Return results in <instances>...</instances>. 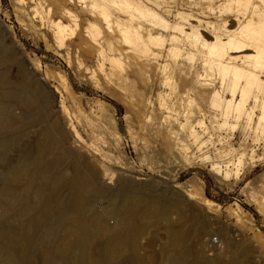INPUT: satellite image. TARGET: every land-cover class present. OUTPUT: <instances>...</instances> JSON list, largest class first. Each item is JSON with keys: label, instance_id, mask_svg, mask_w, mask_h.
Wrapping results in <instances>:
<instances>
[{"label": "rangeland", "instance_id": "374dc122", "mask_svg": "<svg viewBox=\"0 0 264 264\" xmlns=\"http://www.w3.org/2000/svg\"><path fill=\"white\" fill-rule=\"evenodd\" d=\"M25 6L24 0H0V30L19 58L0 64V72L11 80L0 86V116L8 124L0 139L9 136L0 150V230L7 235L0 236V244L12 236L22 245L18 255L24 264H73L64 258L74 254L69 244L77 232L62 224L69 211L67 186L54 196L57 208L50 204L41 211L43 221L54 223L58 240L50 242L40 232L31 251L24 250L18 237L23 220L40 209L41 195L26 189L28 162L52 126L56 136L45 156V167L51 169L46 167L38 181L49 185L44 192L53 190L48 177L68 183L88 168L94 176L89 204L83 208L91 231L88 264H264V129L256 127L258 106H253L252 95L245 105L252 108L250 119L231 118L218 126L221 119L211 116L210 93L218 89L223 96L229 94L220 75L205 69L201 50L182 45L187 57L183 53L173 59L164 52L149 62L119 55L112 67L100 70L94 54L72 48L68 63L65 50L46 41L42 30L25 24L31 25ZM181 7L201 21L199 33L213 34L223 20L230 28L236 26L231 12L203 16L193 7ZM68 28L77 35L73 22ZM168 113L182 126L165 117ZM190 124L204 141L200 147L187 135ZM228 162V175L212 168V163L224 168Z\"/></svg>", "mask_w": 264, "mask_h": 264}, {"label": "bare ground", "instance_id": "6f19581e", "mask_svg": "<svg viewBox=\"0 0 264 264\" xmlns=\"http://www.w3.org/2000/svg\"><path fill=\"white\" fill-rule=\"evenodd\" d=\"M24 1L26 2L25 17L28 19V21L31 23L32 26L27 22H25V24L28 27H37L38 29L42 30V33L44 35L43 37L45 38L46 41L51 40L52 44L58 50H62V49L65 50L66 51L65 57L68 63H70L69 55L71 54L70 50L72 48L94 54L98 60L97 67L100 70H104L103 67L107 66V64L108 67H112L113 66L112 62L116 60L119 55H125L127 57L133 58L134 60L145 59L146 61L149 62V61H157L160 55L161 56L164 55V52H166V55L172 57L173 59H175L179 55H182L183 53L185 54L184 56L187 57V53L189 52L187 51L182 53L180 49L182 45L184 47H188L189 49L195 48L201 50L204 56L203 65L205 66V69L209 71L217 72L220 75L221 85L226 89V91L229 94L228 97L223 96V94L218 89H214L210 93L209 106L212 109L211 116L214 119L217 117L221 119L220 123L217 122L218 126H223V125L225 126L226 124H228L229 119L231 118L234 119L235 122H238L243 116H246L248 119H250L252 108H249L247 110L245 105L248 96L252 95L253 102L255 103L253 106H258L256 127L257 128L260 127L261 129H264V0H24ZM183 5L195 8L196 11L203 16H208V15L219 16L221 14H224L226 11L231 12L233 14L232 20H234L236 26L230 28L228 26L229 23H227L226 20H223L221 23L217 24L216 32H214L213 34L207 35L205 33H199L197 30L198 27L197 25L201 21L198 18H195L190 14L184 12L181 7ZM170 17L172 19L169 20ZM82 21H85L84 22L85 25H82ZM189 21H194V23L196 24H192ZM69 22H73L75 28L78 27V32L76 36L72 32L69 33L68 31ZM203 24H206V26L211 27V25H209V22H205V23L203 22ZM76 38L77 40H75ZM12 52L13 51L11 47H9L5 43L3 34L0 30V64H5L12 59H14V62L15 60H19V58H15V55L13 54L14 52L13 53ZM19 66L21 67V65ZM165 67L166 64L165 65L163 64L162 69ZM0 68H2V66ZM9 75L10 74H8V77ZM8 80L6 79L4 73L0 72V86L3 87V85H5L4 82L6 83V81L8 82ZM61 81L63 82L65 80L63 79ZM11 88L10 90H12ZM1 105L5 106L4 104ZM31 106H29V108ZM23 112H25V110ZM165 117H169L173 121L175 120L178 126L180 127L182 126V123L177 121V117L175 115L168 113L166 114ZM213 121L215 122V120ZM10 122H12L11 119ZM46 123L44 125H46ZM6 125L8 124H6L4 119L0 116L1 134L3 133V130L6 129L5 128ZM53 130L54 129L52 128V126L47 127V129L45 130L44 139L41 141L37 153L34 154L32 152V154H34L33 155L34 157L33 159L30 160L31 162H28L30 164V169H29L30 176L27 175L29 176V179L27 180L26 183V189L27 188H31L34 190L36 189L38 193L41 195V200H40L41 203L39 205L40 209L39 208L36 209L37 211L35 213L29 214L26 217V219L23 220V222L20 225L21 227L20 231H18L19 234L16 233V235L18 234V237L21 239L22 244L24 246V250L25 249L29 250L30 248L34 247V245L38 240V234L40 232L43 238L44 237L50 238L49 239L50 242L57 241L59 238L58 234L56 231H54L55 229H52L54 223L52 224L51 222L52 226H50V224H48L46 221H43L42 219L45 220L46 217L41 216V213L43 214V212L41 211L42 209L46 208L55 201L56 198L54 196L57 191L61 190L60 188H62V186H67V189L68 187L69 190L71 189L69 196L65 197V199L67 198L65 201L69 208V211L66 208L68 212L66 210L64 211H66L68 214L64 216V218L63 217L60 218H63L62 224L64 225V227L65 225H68L69 228L70 226H72L75 232L76 231L77 232L75 238L69 244V251L70 250L74 251L72 252L74 254L71 255L70 253L68 255L69 252L67 250H65L66 252H68L67 254H65L63 251L62 252L63 254L68 255V256L64 255L65 256L64 258H67L66 260L67 261L70 260L73 264H88L86 241L90 236L91 231L88 226L85 215L86 210H84L83 208L84 205L86 206L87 204L86 200L89 197L88 193L93 188L92 187L93 173L90 170V168L85 169L83 172L82 171L77 172L68 181V183L63 182L64 179L62 181L59 180V178L58 180H55L52 179L51 177H48L47 175L46 176L48 177L47 180L48 181L51 180L52 183H54V186L51 185L52 186L51 188H53V190L49 189V192H44L45 189L49 188L47 187L49 185H47L46 181L44 183L38 181L40 180L41 177H43L42 176L43 174H46L44 173L47 167V166L45 167L46 164L45 156L48 153L50 146L53 144L52 141L53 139H55L56 136V133H54ZM186 132L187 135H189L190 138L193 139V141H197L199 147L202 146L204 141H201L199 134L191 124L187 126ZM5 137L3 139L2 138L0 139V150L5 146L4 145L5 141L9 136L7 135ZM37 145L38 143L36 144V146ZM28 155L31 154L29 153ZM239 158L240 157H238L237 159ZM52 159L54 160V157ZM49 160L51 161V156ZM49 160L47 159V161ZM54 162L56 161L54 160ZM228 164L230 163L228 162L227 164H225L224 168H221L217 163H212V168L216 169L217 171L224 170V174L228 175L229 173ZM23 167H25V165H21L19 168H23ZM52 171L54 170L52 169ZM4 179L6 180V178ZM11 182H13L12 179ZM4 186L6 185L4 184ZM12 186L15 187V184ZM5 190L7 191L6 188ZM22 192H24V189ZM8 195L10 199V196L13 195V193H11V195L10 194ZM37 198H39V196ZM9 199H7V201ZM89 199L88 201L91 202V200ZM15 201H19V200H15ZM206 201L209 202L208 199H206ZM21 202L23 203V201ZM61 202L60 203L58 202V204H62ZM53 204H57V203L54 202ZM52 205L49 207H52ZM15 206L17 207V205ZM19 206L17 208H19ZM24 206L25 205L22 204V208L20 207L21 211L25 209ZM55 207L57 208V205ZM28 208H30L31 210V208L33 207L29 206ZM28 208H26V210ZM33 209H35V206ZM48 209L51 210L50 208H47V210ZM8 210H6V212ZM30 210H28L27 212L30 213ZM24 212L26 213L25 210ZM44 214L46 213L44 212ZM63 215L65 214L63 213ZM12 218H10V220ZM17 219H19V217L16 218V220ZM2 221L4 220L2 219ZM8 221L7 223H10ZM19 221H21V219ZM56 221H60V220L57 219ZM5 225H7L6 222ZM11 225H13V223ZM1 228H3V226ZM62 228L63 226L61 227V229ZM66 228L67 227H65V229ZM0 231H1L0 233L1 237L4 238L5 236H7L6 233H3L2 229ZM10 237H7V239L5 238L6 241L0 244V264H24L23 263L24 260L19 258L18 255L22 248L21 247L22 245L18 246L17 244H15V240L14 241L12 240L13 237L12 236ZM4 240L2 239V241ZM46 252H50V251H46ZM42 253L44 252L41 251V254ZM52 253L54 254V252ZM47 259H49V257H47ZM47 259L45 258L44 260L46 263L48 262L46 261Z\"/></svg>", "mask_w": 264, "mask_h": 264}]
</instances>
